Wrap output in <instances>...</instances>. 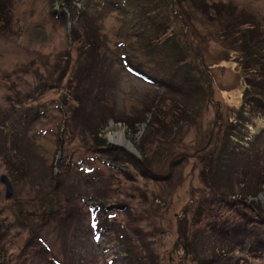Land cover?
<instances>
[{
  "label": "rangeland",
  "instance_id": "rangeland-1",
  "mask_svg": "<svg viewBox=\"0 0 264 264\" xmlns=\"http://www.w3.org/2000/svg\"><path fill=\"white\" fill-rule=\"evenodd\" d=\"M148 1L57 15L51 0H0V264H264L248 248L264 237V116H239L261 132L217 162L248 75L243 30L264 46V0ZM150 104L157 120H122Z\"/></svg>",
  "mask_w": 264,
  "mask_h": 264
},
{
  "label": "trees",
  "instance_id": "trees-1",
  "mask_svg": "<svg viewBox=\"0 0 264 264\" xmlns=\"http://www.w3.org/2000/svg\"><path fill=\"white\" fill-rule=\"evenodd\" d=\"M51 1H52V6L54 7L53 8V13L54 14H57V15L63 14L62 11H63L64 8H69L73 13L76 12L78 14L79 10H77L76 5H75V1H77V0H51ZM164 1H165L164 5L169 4V0H164ZM89 2H90V0H89ZM154 2H153V0H149L147 3H148V5H151V4L153 5ZM122 4L123 3H120L118 1L117 2L114 1L111 5L114 8H117L118 10L122 11ZM151 17L152 16H149L147 14V19L148 20ZM235 21H236V19H234V20L232 19L229 23H227V28H232L234 26V24H235ZM249 27H247V28H245L243 30V32H242L243 36L241 38L242 44L244 45V47H243V51L245 53L244 55H246V56L241 58V60H242V64L241 65H242V68L244 70H246V73H248V75H245V83H244L245 85H244V88H243L244 90L241 93V102L239 104V107H238L239 110L236 113V115H238L237 117L246 116V118H249V119L250 118H255L256 119V118H261V117L264 116V85L261 84V83L264 82V78H263L264 77V46L261 45V44H256V43H255V46L252 45L251 43L250 44L246 43V45L244 44L247 40L249 41L250 35L252 34V32H250V30H248V29H254V28H251L252 26H249ZM157 35L158 34H156V36H154V38H153L154 43H159L158 45L161 46L162 43H163V42L161 43V41H163V40ZM172 44L174 46H178L179 50L181 49L179 51V53L181 54V57L183 58L184 55H183V50H182L181 46L178 43H176L175 41ZM248 45H250L251 48ZM91 46H93L92 42H86L83 45V47H85L86 49H88L87 47L93 48ZM151 49H156V47L152 46ZM90 53H93V51L91 49H90ZM172 57H173V60L176 58L175 53L172 55ZM181 57H180V59H181ZM128 63H129V61H128ZM184 63H186L185 69L187 70L185 72L184 79H185V81H189L191 79L192 73L189 72V67H188L187 62L184 60L181 63H179V65H182ZM132 64L133 63H131V65L129 64L130 67L132 69H135L136 71H138V68L132 66ZM255 77H257L258 81L260 79L263 80V81H259L260 82L259 83L258 81H256L254 79ZM186 85L188 86V82L186 83ZM183 87H184L183 85H178L177 88L183 90ZM184 90H186V87H184ZM151 105L152 104H150V106ZM156 111H157V108L155 106H151L150 110H146L144 112L145 118H143L142 120H140V119L134 120V118H132V117L131 118H127V119L125 118L126 120H124V119H122V120L124 122H126V124H129L131 126L135 125L137 123L147 122V120H146L147 116L150 117L148 119V121H150L153 118H154V120L155 119L157 120L156 116L158 115V113ZM93 128L95 129L96 127H93ZM91 129H92V127H91ZM261 129H262V127H257V129H256L254 127L253 123L243 124V121L240 119V117L237 118V119H233V121H231L230 130L228 131V135L224 138V143L226 141L227 142H226V144H222L219 147V153L217 155V162L219 161V158L221 156L224 157L223 158V160H224L227 157L228 153H231L234 150V148H235L234 146L236 144H239L241 146H247L248 143L245 142V141L246 140L250 141L251 134L253 133V131L255 130V132L258 133V132H261ZM98 134L99 133L97 132L95 136L100 137ZM102 140H103V137L101 138V141ZM114 148H115L114 149L115 152L112 153V154L120 153V152L123 153V154L125 153L121 148H118V147H115V146H114ZM236 149L237 150H239V149L242 150V148H240V147H236ZM127 155H129V154H127ZM147 168H148L147 166H143V168H141L142 175L143 174L144 175L145 174L146 175H152V172H149ZM86 170H88V168ZM155 173L157 174V172H155ZM259 183H260V187H261L260 189L264 190V181H260ZM51 195L53 197L56 196L55 192L54 193L51 192ZM229 196L231 197V199L234 200V198H235L234 196H231V195H229ZM53 197H52V199L47 201V203L45 204V208H50L49 211L48 210L44 211L46 215H49V217H51L56 212H60V210H61V208H60L61 205L55 207L56 204H54V199H56V198H53ZM54 211H56V212H54ZM104 219H105L106 222L109 221L108 220L109 218L107 217V215L106 216L104 215ZM103 224H104V222H102V225L99 224V226L97 227V230L99 232H101L103 229L106 230V228H105V226ZM133 228H136V226H134ZM242 229H245V227H242ZM109 231H110V234L113 237L114 241H116L118 243L120 242V244L123 246V239H124L126 245H128L126 247V249L131 250V245H130V243L127 240L128 237L130 239V236H128L126 231H123L122 228L121 229H119V228L117 229L116 228L113 231H112V229H109ZM96 234H98V233L96 232ZM260 234H261V232H260ZM35 235L36 234H34V237L31 238V239H35ZM252 235H253V239L248 241L249 251L253 252L254 255L259 254V255H263L264 256V237L262 236V234L261 235L252 234ZM123 249H125V248L123 247ZM123 249L121 251H123ZM124 253H125V251L121 252V254H123V255H124ZM209 263L210 262H206V264H209ZM127 264H137V262L133 261V262H128Z\"/></svg>",
  "mask_w": 264,
  "mask_h": 264
},
{
  "label": "water",
  "instance_id": "water-1",
  "mask_svg": "<svg viewBox=\"0 0 264 264\" xmlns=\"http://www.w3.org/2000/svg\"><path fill=\"white\" fill-rule=\"evenodd\" d=\"M0 181L5 185V198L10 197L12 194V184L9 178L5 174H2L0 175Z\"/></svg>",
  "mask_w": 264,
  "mask_h": 264
}]
</instances>
